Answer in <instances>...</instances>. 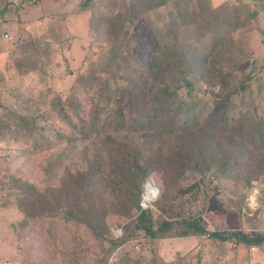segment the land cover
<instances>
[{
  "label": "rangeland",
  "instance_id": "1",
  "mask_svg": "<svg viewBox=\"0 0 264 264\" xmlns=\"http://www.w3.org/2000/svg\"><path fill=\"white\" fill-rule=\"evenodd\" d=\"M148 4L149 0H93L79 15L70 12L67 25L64 19L44 27L37 19L27 30H14L0 69V264H103L104 260L105 264H264V244L238 247L234 241L207 236L153 241L142 232L124 231L130 218L118 213L130 203L115 202L117 196L128 195L122 178L115 186L102 175L90 189L92 204L104 214L106 235L127 240L109 254L107 243L96 240L84 225L64 221L51 205L49 191L66 173L88 169L95 159L105 171L111 168L113 142L107 136L116 143L133 142L149 133L145 127L131 134L128 116L119 122L108 113L116 107L118 86L151 82L145 74V83L135 79L132 69L172 45L176 36V45L188 59L215 57L209 65L212 74L188 76L191 87H182L175 100L176 105L187 104L198 123L212 116L216 125L207 157L211 168L202 175L195 170L177 175L170 166L175 162L169 155L174 143L154 145L150 154H161V163L144 181L140 206L156 220L201 213L208 231L264 233V162L249 160L241 174L235 166L224 176L212 173L225 156L242 161L238 148L230 144L237 134L222 122L231 124L242 114L264 119V0H168L164 6L146 9ZM216 8L220 11L214 14ZM215 15L224 23L202 28L206 18L214 26ZM241 82L244 90L239 89ZM103 86L109 90L101 99L110 93L112 98L102 111L98 93ZM60 105L73 123L78 116L89 120L96 108L102 119L84 137L66 124ZM123 110L128 113L127 107ZM147 182L156 189L150 201L143 200ZM193 183L197 188L190 193L181 197L175 193L178 186ZM27 186L37 194L21 201L25 211L21 212L18 203Z\"/></svg>",
  "mask_w": 264,
  "mask_h": 264
},
{
  "label": "trees",
  "instance_id": "2",
  "mask_svg": "<svg viewBox=\"0 0 264 264\" xmlns=\"http://www.w3.org/2000/svg\"><path fill=\"white\" fill-rule=\"evenodd\" d=\"M92 2L93 0H82L79 9L81 11L88 10ZM149 2L146 9L164 6L168 0H149ZM216 11H220V8H216L213 13H217ZM214 18V26H210V19L206 18L202 23V28L215 29L224 23L222 17L219 18L215 15ZM172 39L174 42L172 45H166L158 55L153 54L144 61L140 68L132 69L133 74L136 72V77L133 76L135 79L143 80L145 83V79L142 78L145 74L151 82L148 85L128 83L118 86V95L114 100L116 107L110 108L108 113L110 119L117 118L119 122L128 116L131 119V123L128 124L131 134L139 133L145 127L149 129V133L142 135L141 140H133V142L116 140L119 141L116 143L110 136H107L106 138L113 142V147H109V158L112 160L109 162L111 168L105 171L99 160L95 159L88 169L76 171L74 174L66 173L61 178L59 186L49 191L51 205L55 213L61 214L64 221L84 225L96 240L107 243L106 253L109 254L113 248L121 246L127 240L124 236L115 239L106 235L104 214H100L99 209L92 204L90 189L102 175L109 178L115 186L120 184L118 179L122 178L126 180V186L128 184V195L126 192L125 198L117 196L115 202L120 206L124 201L129 200L130 207L123 208L122 212L118 213L130 218L129 222L124 225V231L129 234L137 231L142 232L147 239L153 241L166 238L207 236L220 242L234 241L236 246L259 248L264 244V233L249 236L241 230L208 231L202 225L201 213L174 220H156L153 219L149 209H143L140 206V194L144 181L161 163V154L155 157L150 154V149L154 145L162 148L170 142L174 143V148L170 149L169 155L171 159L175 158V162L170 166L174 168L177 175L181 176L193 170L202 175L211 168L209 164L211 160L207 157L211 155L208 150L213 141V127L216 125L212 116L208 115L203 122L198 123L194 120L193 110L187 104L179 101L176 105L175 100L176 93L182 87L187 89L191 87V83L187 79L188 76L197 72L207 73V76L212 74V68L209 65L215 57L208 55L188 59L186 53L176 45L177 37L173 36ZM121 70V68L117 69L118 72ZM217 72L220 74V71L217 70ZM110 75L113 76L112 72ZM205 81L209 82V79ZM105 87L103 86L98 93V102L103 103L102 108L99 109L102 111L109 106L107 100L112 98L110 93L101 99L109 90L108 86ZM245 87L241 82L239 89L244 90ZM140 101L142 102L139 104ZM124 107L128 109L127 114L124 113ZM58 111L66 124L84 137L90 136L102 119V113L97 108L89 120L86 121L78 116L76 123H73L69 116L61 113L64 111L62 105L59 106ZM132 113L137 116H133ZM104 120H107L106 116ZM227 122L223 121L222 124L224 128L237 134V139L231 138L230 144L238 148L240 151L238 155L242 161H233L230 157L225 156L217 163V167L212 172L214 177L226 175L234 166L241 174L250 166L249 160L253 158L259 165L264 162V119L255 114H242L231 124ZM220 123L218 122L217 125ZM97 155L99 156V154ZM256 155L261 159L258 160ZM196 188V183L186 188L178 186L175 193L181 197ZM28 194L32 196L37 193L34 190L29 191L28 186L21 191L18 203V209L21 212H25L21 201L28 198ZM110 207L117 206H113L111 203ZM103 262L105 264V260Z\"/></svg>",
  "mask_w": 264,
  "mask_h": 264
},
{
  "label": "crops",
  "instance_id": "3",
  "mask_svg": "<svg viewBox=\"0 0 264 264\" xmlns=\"http://www.w3.org/2000/svg\"><path fill=\"white\" fill-rule=\"evenodd\" d=\"M81 1L82 0H0V69L3 68L9 46L13 44L15 35L14 30L16 28L18 29V27H21L22 30H27L33 26L32 24L37 22V19L41 20L44 27L47 25L50 26L56 21L58 23H64V19L65 25H67L70 12L79 15L81 11L79 5ZM212 1L216 3L220 0ZM74 13H72L73 16L75 15ZM32 14H35V17L33 20H28V16ZM77 16L73 18L77 19ZM63 27L61 26V29L64 31L65 28Z\"/></svg>",
  "mask_w": 264,
  "mask_h": 264
},
{
  "label": "bare ground",
  "instance_id": "4",
  "mask_svg": "<svg viewBox=\"0 0 264 264\" xmlns=\"http://www.w3.org/2000/svg\"><path fill=\"white\" fill-rule=\"evenodd\" d=\"M155 195H156V189H155L154 185L151 182H147L144 185L143 200L144 201H150L152 198L155 197Z\"/></svg>",
  "mask_w": 264,
  "mask_h": 264
}]
</instances>
